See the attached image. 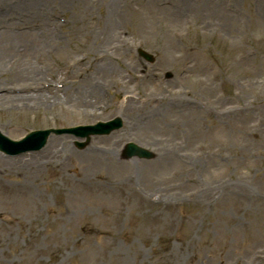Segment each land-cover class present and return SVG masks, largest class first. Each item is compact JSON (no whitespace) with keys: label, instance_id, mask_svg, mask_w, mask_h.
Returning <instances> with one entry per match:
<instances>
[{"label":"rangeland","instance_id":"rangeland-1","mask_svg":"<svg viewBox=\"0 0 264 264\" xmlns=\"http://www.w3.org/2000/svg\"><path fill=\"white\" fill-rule=\"evenodd\" d=\"M88 1L86 8L76 0H0L6 137L118 117L124 123L84 151L72 137L51 138L59 150L51 165L39 164L45 149L0 155V264H250L264 257V0H123L111 13L124 23L104 47L96 40L110 8L107 0ZM25 52L35 73L21 79L14 72ZM80 60L91 66L85 75ZM96 62L124 69L105 74ZM48 81L58 103L49 93V102L8 99L37 95L29 89ZM87 84L100 100L99 113L85 117L78 104L91 98L80 89ZM183 105L194 113L184 114ZM130 142L156 158L123 160Z\"/></svg>","mask_w":264,"mask_h":264},{"label":"bare ground","instance_id":"bare-ground-1","mask_svg":"<svg viewBox=\"0 0 264 264\" xmlns=\"http://www.w3.org/2000/svg\"><path fill=\"white\" fill-rule=\"evenodd\" d=\"M77 1H79L84 7L87 8L86 5L89 2L88 0H76V3H77ZM118 2L121 3V2H123V0H107L108 7L110 8V11H109L110 21H108V22H106L104 24L102 31L98 35V39L96 40V46L97 47H104L107 44H108L107 46H109L110 43H112V41H113L112 35L117 32V28L116 27L117 26H121V24L124 23V21H122V19L117 18L115 20L116 14L115 13H111L112 12V9H113V6L116 8ZM183 9H185V8L183 7ZM206 9H209V7L207 6V4H206ZM164 10L168 12L167 9H164ZM211 13H212V15L214 17H217L218 19H219V15L221 14V12H216V14H215L212 11H211ZM258 15L261 16V14H258ZM172 16H174V15H172ZM254 16H255V14H254ZM229 17H230V19H232L234 16H229ZM46 40H48V34H46ZM44 43L45 44H48V42H46V41H44ZM24 48H27V47H24ZM30 52L23 53V54H26V55H25L24 58H21L20 68L17 69L16 72H14V75L15 76H19L20 78L21 77L23 78V77H29V76L30 77H33L34 76L33 73H35L34 72L35 70L33 69V67H31L32 66V58H30ZM0 57L4 58L5 57V54H1ZM18 59L20 60V58H18ZM79 65L81 66V69H80V74L81 75H85L88 72V70L91 69V66H85L83 64H79ZM75 68L76 67L73 68L74 71H75ZM95 68L98 69V70H100V72H104L105 74H110L111 73L113 75L116 74L119 69H121V70L124 69V67H123L122 64H118L117 65V64H114L113 62H103V63L96 62ZM74 71H73V73H74ZM71 73H72V71H71ZM71 73H70V75H71ZM36 78H38V77H36ZM30 81H33V79H30ZM68 84H71L70 86L72 88L78 87V86H74L73 85L74 84V81H72V80L69 81ZM42 89H45L46 91H43ZM80 89L83 90V95H87V97H88L89 94H91L90 95L91 96V98H90L91 100L89 98H85V97L79 99V101H80L81 104H78V105H80V107H81L80 110L84 112L83 115L85 117L87 115L90 116L92 114L97 115L99 112H97V110H96V104L100 100V94H99L98 90L96 88L89 87L88 84H87L86 88H82L80 86ZM35 91H37V92H39L41 94H37V95H31V94H29L28 97H12V98L11 97H8V99L10 101H13V102H18L19 100H38L39 98L44 97L41 100L43 102L44 101L49 102L47 99H45V94L49 93V94H54V96L52 97V100H54V102L58 103L59 100H62L61 97H58L57 95H55V94H57L58 91H55L51 87V84H49L48 87H43V88L42 87H36L35 88ZM77 92H78V90L75 89L74 90V93H77ZM2 97H4V96H2ZM5 98H7V97H5ZM83 100H84V103H83ZM125 101H126V103L123 102L121 104V106L119 107L120 113H122V114H124V112H126L127 109L129 108V105H131V101L129 99H127ZM92 103H93V105H92ZM151 104L152 103L150 101H148L147 104H146V106L151 107ZM89 107L92 108V109L91 110H88ZM185 108H186V106L183 105V109L184 110H185ZM185 111H186V113L183 112L184 114H192V113H194V112H190V111H187V110H185ZM62 150H64V149H62ZM44 152H46V153L45 154H42L40 156H46V157H43L42 159L39 160V164L42 165V166L49 165V164L51 165L50 156L49 155L50 154H56V152H59V150H58V147L56 145H53L52 147H50L48 145L45 148V151ZM33 157H30V158H33ZM17 160L18 161H21V159H17ZM0 162L3 163L2 161H0ZM7 163L8 164H11L10 162H7ZM24 164H26V163L20 162L18 164H12V165H10V167H6V166L5 167L3 166V167L6 168V169H11V168L14 169V168L22 167V166H24ZM263 261H264V257H263L262 254H260L257 257H254V260L250 264H257V263L260 264ZM234 264H241V261H238L237 260Z\"/></svg>","mask_w":264,"mask_h":264},{"label":"water","instance_id":"water-1","mask_svg":"<svg viewBox=\"0 0 264 264\" xmlns=\"http://www.w3.org/2000/svg\"><path fill=\"white\" fill-rule=\"evenodd\" d=\"M113 125H116V122L109 123L108 127H110V128L106 132H110L112 129H114L115 127H112ZM46 136H47V134L44 135V139L46 138ZM127 150L129 151V153H128L129 156H141V155L144 154L143 151L141 149H139V148H136V149H133V150H132V148L130 149V145L128 146ZM143 156H145V155H143Z\"/></svg>","mask_w":264,"mask_h":264}]
</instances>
